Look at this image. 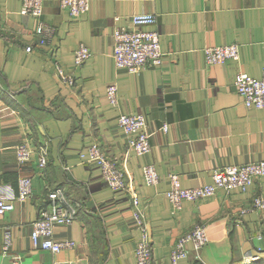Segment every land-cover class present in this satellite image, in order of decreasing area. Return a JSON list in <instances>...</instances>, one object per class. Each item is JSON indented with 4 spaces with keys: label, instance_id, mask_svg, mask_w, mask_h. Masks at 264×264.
<instances>
[{
    "label": "crops",
    "instance_id": "0c3cea01",
    "mask_svg": "<svg viewBox=\"0 0 264 264\" xmlns=\"http://www.w3.org/2000/svg\"><path fill=\"white\" fill-rule=\"evenodd\" d=\"M21 2L0 0V195L17 197L23 175L30 177L32 195L0 216V264H135L139 231L129 192L112 190L99 167L79 157L92 142L116 158L138 191L156 264H172L177 238L199 222L207 224L208 242L199 249L188 244L177 264H264V209L240 213L264 195V176L245 191L182 200L176 213L166 198L171 173L192 187L209 183L216 166L264 160V108L245 106L233 83L240 71L264 77V0H90L79 16L58 0H43L42 19L54 28L43 45L33 32L36 17L21 13ZM136 12L155 15L146 28L158 32L163 57L130 73L114 65L112 32L129 26ZM80 43L91 53L76 67L73 52ZM224 43L238 44L239 58L208 64L203 48ZM54 59L73 75V86L53 73ZM109 82L118 88L116 105L105 97ZM122 112L145 115L147 153L136 155L129 147L116 122ZM22 142L31 152L19 164L15 148ZM39 146L46 150L44 168L38 166ZM148 163L159 174L156 185L143 180ZM57 186L80 209L75 221L53 233L76 246L52 254L35 248L30 232L42 196ZM7 232L11 246L3 255ZM251 255L258 258L244 262Z\"/></svg>",
    "mask_w": 264,
    "mask_h": 264
},
{
    "label": "built area",
    "instance_id": "2783aa9c",
    "mask_svg": "<svg viewBox=\"0 0 264 264\" xmlns=\"http://www.w3.org/2000/svg\"><path fill=\"white\" fill-rule=\"evenodd\" d=\"M59 5L72 16H79L87 11L90 0H58ZM20 12L31 17H36L34 36L36 43L43 45L52 39L54 28L42 19L43 0H22ZM129 26L116 27L112 32L113 48L111 56L114 65L118 69H125L130 73H138L147 65H156L162 61L163 53L160 49L158 32L148 29L156 22L155 15L146 12L133 13ZM25 50L31 52L32 45H26ZM204 58L208 64L222 63L226 59L239 58V46L236 43H224L222 45H207L203 48ZM90 49L84 43H80L74 50V65L81 66L90 56ZM53 73L69 86H73L74 78L66 72L58 59L53 61ZM237 93L245 106L249 108H264V77H253L240 71L234 80ZM105 97L112 104H118V88L115 82L106 84ZM116 122L124 131L129 147L136 155L147 153L150 150V132L147 130V121L142 112H122L117 116ZM162 131L167 129L166 123L159 127ZM38 166L46 165V150L39 146ZM31 148L25 142L17 144L15 159L19 164L29 159ZM79 157L85 162H92L99 167L101 177L112 190H127L131 198L132 217L136 229L139 231L137 243L134 248L135 264H156L152 256V240L150 224L145 215L143 206L140 205L138 191L134 189L127 179L125 169L117 162L116 158L107 154L98 142H92L86 152H80ZM143 180L147 185H156L159 174L153 164L142 166ZM264 176V160L237 164L219 165L212 169L211 181L192 187H184L180 184L179 175L171 173L168 177L169 189L166 198L174 213L181 207L182 200L198 201L214 195L219 190L245 191L252 181ZM18 196L0 195V216L14 208V201L28 198L32 195L31 180L28 175H23L18 180ZM37 205V217L31 223L30 239L35 248L44 249L52 254L59 253L63 249H72L76 242L72 239H58L53 237L54 228L58 225H68L78 216L80 203L72 200L61 186L47 189ZM250 207H244L240 213L248 210L264 209V195H256L252 198ZM207 224L195 223L184 234H181L169 252L172 264H177L178 259L185 257L187 245L199 249L207 242ZM10 234L7 232L2 239V254L8 253L10 248ZM18 258V256H14ZM258 258L251 255L245 257L244 262Z\"/></svg>",
    "mask_w": 264,
    "mask_h": 264
},
{
    "label": "rangeland",
    "instance_id": "374dc122",
    "mask_svg": "<svg viewBox=\"0 0 264 264\" xmlns=\"http://www.w3.org/2000/svg\"><path fill=\"white\" fill-rule=\"evenodd\" d=\"M225 164H227V163H225ZM225 164H222V165H225ZM207 242H208V240H207ZM207 242H206V243H207ZM206 243H205V244H206ZM205 244H204V245H205ZM204 245H203V246H204ZM203 246H202V247H203Z\"/></svg>",
    "mask_w": 264,
    "mask_h": 264
}]
</instances>
